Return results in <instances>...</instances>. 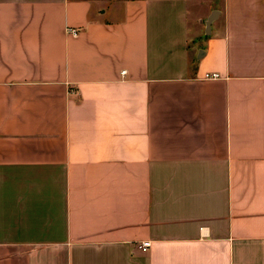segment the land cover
<instances>
[{"label": "crops", "instance_id": "crops-1", "mask_svg": "<svg viewBox=\"0 0 264 264\" xmlns=\"http://www.w3.org/2000/svg\"><path fill=\"white\" fill-rule=\"evenodd\" d=\"M189 1L0 0V264H264V0Z\"/></svg>", "mask_w": 264, "mask_h": 264}, {"label": "rangeland", "instance_id": "rangeland-1", "mask_svg": "<svg viewBox=\"0 0 264 264\" xmlns=\"http://www.w3.org/2000/svg\"><path fill=\"white\" fill-rule=\"evenodd\" d=\"M98 1H102L104 3H110L116 0H98ZM207 3L210 4L213 8H216L219 6V0H206V3L203 2V4H207ZM189 4H190L191 11L194 13H197V11H200L202 9V2H200L199 0H190Z\"/></svg>", "mask_w": 264, "mask_h": 264}, {"label": "built area", "instance_id": "built-area-1", "mask_svg": "<svg viewBox=\"0 0 264 264\" xmlns=\"http://www.w3.org/2000/svg\"><path fill=\"white\" fill-rule=\"evenodd\" d=\"M78 30H72V29H68V33H70L73 36H77L78 35ZM219 75L218 74H211V75H205L204 79H218ZM140 250L143 253H146L148 251V249L150 248V242L149 241H144L140 244Z\"/></svg>", "mask_w": 264, "mask_h": 264}, {"label": "water", "instance_id": "water-1", "mask_svg": "<svg viewBox=\"0 0 264 264\" xmlns=\"http://www.w3.org/2000/svg\"><path fill=\"white\" fill-rule=\"evenodd\" d=\"M217 15L218 11H213L208 17V19L205 21L204 25L206 27V31L209 30L211 23L216 19Z\"/></svg>", "mask_w": 264, "mask_h": 264}]
</instances>
